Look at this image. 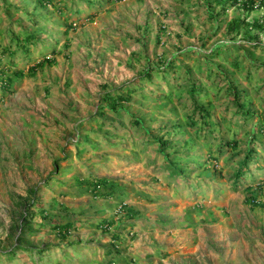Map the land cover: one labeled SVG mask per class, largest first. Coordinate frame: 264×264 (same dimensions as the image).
Masks as SVG:
<instances>
[{"label": "rangeland", "instance_id": "374dc122", "mask_svg": "<svg viewBox=\"0 0 264 264\" xmlns=\"http://www.w3.org/2000/svg\"><path fill=\"white\" fill-rule=\"evenodd\" d=\"M83 1L67 0L60 13L38 0H0V61L14 80L11 91H0V264H104L115 235L121 237L116 264H264V176L260 183L247 176L238 190L231 180L249 137L240 132V149L206 170L207 148L186 125L192 82L210 90L200 98L213 124L232 119L226 83L214 93L198 58L226 40L234 16L264 25V6L248 13L229 6L222 14L205 0H99L97 10ZM244 31L239 54L264 64V54L251 47L264 44V30L251 29L255 39ZM25 33L37 38L31 62L20 45ZM6 48L17 50L14 66ZM190 48L199 55L184 53ZM175 54L176 73L142 81L147 68H161ZM48 56L54 63L36 66ZM241 59L246 72L250 63ZM243 70L234 74L258 124L264 68L250 83ZM129 88L136 90L131 101L105 109L114 125L104 126L97 116L108 106L105 94ZM175 123L185 133H175ZM146 130L176 142L177 151L167 152L175 153L182 177L170 175ZM263 138L253 143L262 162ZM257 166L251 165L256 179L264 173ZM101 178L116 186V196L93 195L89 185ZM69 223L66 233L54 227Z\"/></svg>", "mask_w": 264, "mask_h": 264}, {"label": "trees", "instance_id": "16d2710c", "mask_svg": "<svg viewBox=\"0 0 264 264\" xmlns=\"http://www.w3.org/2000/svg\"><path fill=\"white\" fill-rule=\"evenodd\" d=\"M41 4L45 6L53 7L54 10L59 11L60 13H63L67 9V4L65 2L67 0H38ZM112 2H122L124 0H109ZM181 2H186L190 0H180ZM209 6L213 3L215 5H218L222 8V14L227 12V9L229 6L238 7L245 12H251L256 9V6L260 7L264 6V0H205ZM85 3L84 8H96L101 6V1L99 0H87L83 1L82 4ZM261 3V4H260ZM65 5V6H64ZM76 15L79 11H75ZM96 13V12H95ZM95 13H89L87 14L88 18H93ZM79 16V14H78ZM70 18V17H68ZM32 20V19H31ZM33 23H35L34 20H32ZM68 29H72V26H69ZM227 34H226V40L223 43L215 44L213 46V49L206 53L205 55L199 56L198 60H200L204 68L202 71H206L204 73L207 74V80L209 83H212V89L214 93L219 94L221 93L220 86L224 83H226V89L225 91L228 92V97L231 100V104L235 106V110L232 116V119L229 121L227 117H223L222 121L216 120L214 124L210 121L213 114L207 109V104H202L201 96L211 95V92L208 88H204L201 84L197 85V83L192 82L189 86V89L187 90V95L189 96L190 100L193 103V112L191 114H188L186 116V125L188 128H190L193 134H195V138L199 141L204 142V146L207 148V160H205V166L204 169L207 170V167L210 165H213V167H216L221 160L222 157H226L229 153H236L240 149L241 145V138L238 137L239 133L242 132L241 135H246L249 137L247 148L245 152L244 159L239 163V166L234 172V175L232 176L231 180L234 183V189L238 190L240 185L243 183L244 179L249 176L252 178L253 182L255 181H262L264 173L262 172L260 178L256 179L255 176L252 174L251 165L255 163L257 168L264 170V162H262V158L258 157V149L257 147L253 146L254 142H258L260 140V137H264V117L259 120L258 124H255L253 121L255 117L257 116V113L254 109L253 103L248 100V96L245 93V90H243L242 83L236 79V74L234 72H239L243 70L244 61L241 59V57L244 56V58L248 59L249 67L245 68L246 72L243 70L241 74L246 81L249 83L253 81L255 78V74L259 71L258 69L264 68V64H258L255 62H252L251 59L248 57V53L243 51V56L239 54V49H241L240 44H237L238 36L241 35L244 31L245 38L247 39H255L257 37L258 32L255 33V36H252L250 30L255 29L257 31H263L264 25H261L257 22H254L251 24H248L247 20L242 19L240 16H234L233 19H231L227 23ZM216 32L212 33L211 35L206 36L202 39L203 43L205 44L206 41L210 38H212ZM23 42L20 43L23 46H25L22 53H24V56L26 59L31 62L30 60V53L32 52V48L35 47L37 44V38L33 35H28L25 33L23 36ZM245 42V40H244ZM255 51H258L260 54H264V44L257 43L253 46H251ZM236 48V49H235ZM21 49V48H19ZM26 53H25V52ZM201 52V51H200ZM17 53V50H12L10 48H6L5 54L9 55L11 58L10 64L14 66L15 62V55ZM49 53V52H48ZM53 53V51H52ZM192 54V56L199 55V51L195 50L193 48H190L187 50V52ZM204 53V52H201ZM47 56V55H46ZM49 57V56H48ZM43 58V60L36 64V66L40 67L43 63H54V59L52 58ZM218 61V62H215ZM176 54L173 56V59L171 61H167L165 64H163V67H149L146 69V72L142 78V81L144 83L154 84L155 77L159 74H161V79L166 80V77L169 74L176 73L177 67H176ZM201 67V66H200ZM199 67V68H200ZM255 69V70H253ZM245 74V76H244ZM254 76V78H253ZM212 77L216 78L217 80H214ZM13 78L9 75L7 76V65L3 64L0 61V91L3 94L8 93V91H11L9 88H11L13 83ZM199 84V83H198ZM214 84V85H213ZM159 87V86H158ZM142 89L141 87H137V91ZM216 89V90H215ZM136 90L129 88L127 90V94L124 93H116V92H108L104 96V101L108 103V106H105L106 108H103L99 115L97 117L101 119H105L107 113L105 109H108L110 111H116V108L119 105H122L123 103H127L131 101L130 96L135 93ZM220 95V94H219ZM172 92H169V96H166L167 101L171 100ZM162 97V96H161ZM124 111V108H121V111L118 113H122ZM110 123V125H114L112 122H107V120L103 123L105 126L106 124ZM134 125L137 127H142L144 124L141 119H134ZM240 125V126H239ZM185 127V126H184ZM226 128V129H225ZM173 130L175 133H185L183 131L182 127L178 124H173ZM219 130V131H218ZM210 131V132H209ZM244 131V132H243ZM146 132L153 136L155 142L158 143L159 148L158 152L161 153V155L164 157L165 162H167V165L169 166L170 175L172 177H175L176 175H179L182 177L184 172H180L178 168H176V164L173 163L172 158L174 154H169L171 151H177L176 142L170 139L165 138H159L158 136H154L150 134L149 130H146ZM209 132V133H208ZM216 133V136L213 137V140L209 141L208 134ZM189 139L186 140L184 143L185 145H189ZM264 142V138L262 140ZM170 149V152L168 153L167 150ZM178 153V152H177ZM235 156H231L232 159H234ZM187 158H179V161H185ZM259 159V160H258ZM233 161V160H232ZM261 161V163H260ZM188 163V162H186ZM96 184L89 185V188L92 189L93 195H101L106 197H113L117 194L116 186H113L105 179H96ZM258 181V182H259ZM254 201V200H253ZM107 226H110L111 223H107ZM104 223V224H105ZM55 228L59 229V232L66 233L68 232L72 227L73 224H63V225H55ZM116 238V243L112 246V249L108 251L109 257L104 261V264H113L116 262H119V242L121 241V237L118 235L114 236Z\"/></svg>", "mask_w": 264, "mask_h": 264}, {"label": "clouds", "instance_id": "9594fccd", "mask_svg": "<svg viewBox=\"0 0 264 264\" xmlns=\"http://www.w3.org/2000/svg\"><path fill=\"white\" fill-rule=\"evenodd\" d=\"M218 166V165H217ZM260 183V182H259Z\"/></svg>", "mask_w": 264, "mask_h": 264}, {"label": "built area", "instance_id": "2783aa9c", "mask_svg": "<svg viewBox=\"0 0 264 264\" xmlns=\"http://www.w3.org/2000/svg\"><path fill=\"white\" fill-rule=\"evenodd\" d=\"M49 58V57H48Z\"/></svg>", "mask_w": 264, "mask_h": 264}]
</instances>
